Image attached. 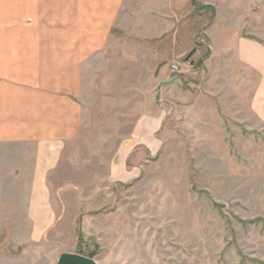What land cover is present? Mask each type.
<instances>
[{"label": "rangeland", "instance_id": "374dc122", "mask_svg": "<svg viewBox=\"0 0 264 264\" xmlns=\"http://www.w3.org/2000/svg\"><path fill=\"white\" fill-rule=\"evenodd\" d=\"M43 1L0 0V264H58L63 252L98 264H264V125L200 95L203 77L194 73L201 65L191 53L204 50L215 5L144 0L141 28L81 27L85 39L111 41L91 57L81 50L80 73L71 75L52 57L73 29L39 27L29 16L37 5L55 9L57 0ZM170 23L180 45L191 26L194 47L181 58L173 57L180 46ZM8 50L16 57L9 75L1 74L12 61ZM30 52L47 55L43 68L32 69ZM172 63L186 71L176 89L192 91L190 109L176 105L182 100L166 82ZM160 112L161 150L141 160L136 180L110 179L137 118ZM51 128L65 132V146L39 181V151L23 139ZM45 206L54 221L37 219Z\"/></svg>", "mask_w": 264, "mask_h": 264}, {"label": "crops", "instance_id": "0c3cea01", "mask_svg": "<svg viewBox=\"0 0 264 264\" xmlns=\"http://www.w3.org/2000/svg\"><path fill=\"white\" fill-rule=\"evenodd\" d=\"M208 1L215 5V16L203 29L206 35L203 40L204 50L194 49L191 53L195 59L200 61L201 65L194 72L203 77L200 86H203L204 91L200 95L206 92L214 97L221 109H230L234 115L247 114L264 125V0ZM42 2L44 1L41 0ZM175 4L173 3L171 9L174 13ZM13 12H17V10L14 9ZM129 12L131 15H128ZM143 12L144 0H57L54 10L53 8L47 10V6L37 5L29 9L30 15L25 10V16L29 15L30 18L37 21L39 27L46 26V21H50L56 27H71L73 29V34L70 37L60 39L61 51L53 54L52 58L57 61V69L67 70L70 68L71 75H79L81 50L87 49L86 53L91 57L97 53L96 51L106 50L107 44L111 41V37L103 39V42L98 39L96 42V39L91 40L90 37L85 39L80 36L79 29L81 27L116 28L123 26L141 28L144 20ZM121 13L126 14L123 16ZM168 16L173 18L170 14ZM16 17L17 15L14 14L10 21L16 20ZM120 18L125 19V24L122 20V23H117ZM182 18H187L186 14ZM170 27L173 29L172 43H181L174 23H170ZM190 29V25L187 29L185 26L189 35L191 34ZM189 35L184 37L185 45L179 44V50H174V59L186 56L193 49L194 46L190 45L193 43L188 40ZM115 40L119 43L126 42L123 37H117ZM98 42L103 43L104 46L97 47L96 43ZM6 52L7 58L12 61L8 62L9 69H5L7 71L1 74L9 75L12 74V71L10 73L8 70H13L16 66V57L14 52L9 50ZM4 54L6 53H1V55ZM29 58L31 62L33 61L32 69L38 70L44 67L41 60H45L47 55L44 52H30ZM46 66L47 64H45ZM170 72H173L172 68H170ZM185 72L183 70L180 74L185 75ZM179 81V76L173 80H166L167 83H174V98L182 100L181 104L179 102L176 105L190 109L193 107V103L187 98L192 91L184 89L182 94L176 89V84ZM72 103H74L73 100ZM164 120L165 114L162 112L147 116V118L144 115L137 118L130 135L124 138L117 148L115 158L110 164V179L129 182L141 176L145 168L141 160L144 159L145 161L161 150L160 131L163 130ZM77 122L75 120V123ZM64 133L62 129H44L42 133L36 132L33 136L23 139L33 143V151H39L36 167L39 181L57 164L65 146ZM6 139L9 140L7 137ZM16 139L21 138L15 137ZM38 188L40 198L44 199L46 194L43 185L40 183ZM42 214L37 217L42 222L54 221L56 218L51 215L47 207Z\"/></svg>", "mask_w": 264, "mask_h": 264}, {"label": "water", "instance_id": "95a60500", "mask_svg": "<svg viewBox=\"0 0 264 264\" xmlns=\"http://www.w3.org/2000/svg\"><path fill=\"white\" fill-rule=\"evenodd\" d=\"M58 264H98V262L93 257L87 255L63 252L59 257Z\"/></svg>", "mask_w": 264, "mask_h": 264}, {"label": "built area", "instance_id": "2783aa9c", "mask_svg": "<svg viewBox=\"0 0 264 264\" xmlns=\"http://www.w3.org/2000/svg\"><path fill=\"white\" fill-rule=\"evenodd\" d=\"M171 68H172V71L174 73L173 79H175V78H177V73L181 71V65H180V63H173L171 65Z\"/></svg>", "mask_w": 264, "mask_h": 264}]
</instances>
